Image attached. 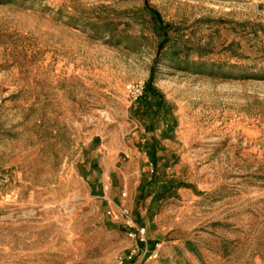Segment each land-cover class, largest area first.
<instances>
[{
    "label": "rangeland",
    "instance_id": "374dc122",
    "mask_svg": "<svg viewBox=\"0 0 264 264\" xmlns=\"http://www.w3.org/2000/svg\"><path fill=\"white\" fill-rule=\"evenodd\" d=\"M144 4L0 0V264H264V0H148L161 51Z\"/></svg>",
    "mask_w": 264,
    "mask_h": 264
},
{
    "label": "trees",
    "instance_id": "16d2710c",
    "mask_svg": "<svg viewBox=\"0 0 264 264\" xmlns=\"http://www.w3.org/2000/svg\"><path fill=\"white\" fill-rule=\"evenodd\" d=\"M144 2V10L149 14L155 34L160 39L158 49L161 51L170 40L168 37L170 27L161 21L158 13L148 5V0H144ZM137 103L135 113L139 114V117H144V119L149 121L146 131H154L156 120L159 119L165 122L170 114V109L167 107L162 94L153 85L152 76L145 83L142 96L137 100ZM168 138L169 135H160V139ZM141 149L147 156L152 170L150 175L147 178H143L139 184V199L143 201L147 196H151L147 212L148 216L152 217L156 214L155 205L160 204L164 199L173 197L182 185L171 178H166L165 174L161 175L158 173V163L163 160L162 157L158 156V152L163 151L160 146V140L154 137L145 139L141 145ZM164 167L167 168V165L165 164Z\"/></svg>",
    "mask_w": 264,
    "mask_h": 264
},
{
    "label": "built area",
    "instance_id": "2783aa9c",
    "mask_svg": "<svg viewBox=\"0 0 264 264\" xmlns=\"http://www.w3.org/2000/svg\"><path fill=\"white\" fill-rule=\"evenodd\" d=\"M142 92H143V88L142 86H136V87H133V86H129L128 87V93L130 95V97L135 101L137 100L138 98L141 97L142 95ZM143 235H144V230L141 229L139 231V236H140V241H143ZM136 251H132L133 254H135ZM121 264V262L119 263Z\"/></svg>",
    "mask_w": 264,
    "mask_h": 264
}]
</instances>
